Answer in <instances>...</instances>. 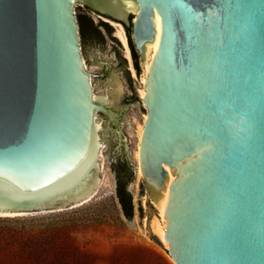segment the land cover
Returning a JSON list of instances; mask_svg holds the SVG:
<instances>
[{
  "label": "water",
  "instance_id": "water-1",
  "mask_svg": "<svg viewBox=\"0 0 264 264\" xmlns=\"http://www.w3.org/2000/svg\"><path fill=\"white\" fill-rule=\"evenodd\" d=\"M79 2L133 26L151 239L177 264H264V0H0V212L73 208L99 183L96 113L117 114L95 96ZM195 50L210 87L190 79Z\"/></svg>",
  "mask_w": 264,
  "mask_h": 264
},
{
  "label": "rangeland",
  "instance_id": "rangeland-1",
  "mask_svg": "<svg viewBox=\"0 0 264 264\" xmlns=\"http://www.w3.org/2000/svg\"><path fill=\"white\" fill-rule=\"evenodd\" d=\"M98 13L96 10L91 16L97 18ZM77 17L86 62L93 72L94 92L105 98L106 106L118 119L102 110L96 113L107 160L106 178L100 168L99 184L104 179L106 183L88 202L73 208L0 217V264H176L141 226V215H147L148 207L144 206V197H150L143 191L144 178L136 186L133 156L138 128L148 112L139 95L144 78L142 56L133 49L139 68L136 78L121 42L107 26L93 21L82 6L77 9ZM126 32L129 35L127 28ZM133 61L135 64L134 56ZM123 167L126 193L133 196L135 204L134 224L125 215L118 194L117 175Z\"/></svg>",
  "mask_w": 264,
  "mask_h": 264
},
{
  "label": "bare ground",
  "instance_id": "bare-ground-1",
  "mask_svg": "<svg viewBox=\"0 0 264 264\" xmlns=\"http://www.w3.org/2000/svg\"><path fill=\"white\" fill-rule=\"evenodd\" d=\"M103 18L115 27V36L121 42L125 57L129 61V69H130L132 75L137 78L138 72H137V68H136L134 61H133L132 50H131V46L129 43V37L127 35L125 26L123 25L122 22L114 20L110 17H103ZM85 64H86V68L89 69L87 62H86V59H85ZM91 82L94 86L92 76H91ZM146 84L147 83L145 82V80L143 78V86L139 88V95H140L141 99H143L144 103H145V98L147 96ZM119 87H121V85H119ZM95 96L98 97L96 94H95ZM145 105H146V103H145ZM147 118H148V112L144 114V122L138 128V141H137V145H136V148L134 150V153H133L134 160L136 162V167H137L136 168V173H137L136 186H138V183L142 180V178H144V174H143V170H142V164H141V147H142V141H143V136H144V132H145V124H146ZM94 126H95V134H96L97 142L99 143V136H98L99 124H98V122H96ZM99 162H100V168H102V171L105 174V178H106L107 160H106V155L104 153L103 145L101 146V149L99 151ZM105 183H106L105 179L100 181V184L98 183L96 189L94 190V192L91 195L82 199L81 202H78L73 207H76V206H79V205H82V204L88 202L95 194H97L98 189H100L101 186H104ZM154 204L157 207L155 202H154ZM144 206L145 207L148 206L147 205V196L144 197ZM63 209H65V207H62V208H59L56 210H63ZM47 210L48 209H45L43 211H47ZM158 211H159V209H158ZM32 212H35V211H6V212H0V217H17V216L27 215V214L32 213ZM159 218H160L161 224L164 225V220H163V217H162L160 211H159ZM136 221L139 222L138 215L136 216ZM141 226H142V230H144V228L148 227V216H146L143 219V221L141 222ZM145 234L147 235V237H149L148 233H145ZM170 257H171V255H170ZM171 259L176 263V261L172 257H171Z\"/></svg>",
  "mask_w": 264,
  "mask_h": 264
},
{
  "label": "snow or ice",
  "instance_id": "snow-or-ice-1",
  "mask_svg": "<svg viewBox=\"0 0 264 264\" xmlns=\"http://www.w3.org/2000/svg\"><path fill=\"white\" fill-rule=\"evenodd\" d=\"M170 10H175L177 13L181 12L182 6L179 0H173L169 5ZM189 72L191 73V81L193 84L202 83L204 87H210L211 81L208 77L207 53L201 50H195L191 53Z\"/></svg>",
  "mask_w": 264,
  "mask_h": 264
},
{
  "label": "flooded vegetation",
  "instance_id": "flooded-vegetation-1",
  "mask_svg": "<svg viewBox=\"0 0 264 264\" xmlns=\"http://www.w3.org/2000/svg\"><path fill=\"white\" fill-rule=\"evenodd\" d=\"M80 3V2H79ZM84 10L85 11H87V13L89 14V16L91 17V19L93 20V21H95V20H97V21H101V23H103L104 25H106L107 26V28H108V31H109V33L110 34H113L114 35V37H116L115 36V30H114V26L113 25H109L108 23V21L107 22H104V21H106L103 17H107V16H110V15H107V14H102L101 12H99L98 14H97V18H94L93 16H91V13H96V10H94V9H92V7H90V6H88L87 4H85L84 3ZM131 19L133 20V16L131 17ZM79 25H80V23H79ZM124 26H125V28H127L128 29V33H129V35H130V38H131V42H132V44H133V49H135L136 47H135V43H134V41H133V38H132V32H131V29H132V31H133V26H131V25H127V24H123ZM80 29H81V26H80ZM122 51L124 52V50H123V48H122ZM125 55V54H124ZM136 56V55H135ZM126 58V57H125ZM125 167H123V169H122V173L121 174H119L118 173V175H117V183H118V189H119V191H120V193L121 194H125L126 193V188H125V181H126V179H125Z\"/></svg>",
  "mask_w": 264,
  "mask_h": 264
},
{
  "label": "trees",
  "instance_id": "trees-1",
  "mask_svg": "<svg viewBox=\"0 0 264 264\" xmlns=\"http://www.w3.org/2000/svg\"><path fill=\"white\" fill-rule=\"evenodd\" d=\"M129 37H130V35H129ZM130 46H131V49L133 51V44L131 42V39H130ZM133 56H134V59L136 62L135 66L137 68V71L139 72V68L137 66V57L135 56L134 51H133ZM118 194H119L120 201L122 203V207H123L125 215L128 217L129 220H133L134 216H135V204H134L133 196H128V193L121 194L119 189H118ZM141 210H142V207H141Z\"/></svg>",
  "mask_w": 264,
  "mask_h": 264
},
{
  "label": "built area",
  "instance_id": "built-area-1",
  "mask_svg": "<svg viewBox=\"0 0 264 264\" xmlns=\"http://www.w3.org/2000/svg\"><path fill=\"white\" fill-rule=\"evenodd\" d=\"M80 6H84V4L83 3H81L80 2V4L79 3H77V5H76V7H75V14L77 15V9L80 7Z\"/></svg>",
  "mask_w": 264,
  "mask_h": 264
}]
</instances>
